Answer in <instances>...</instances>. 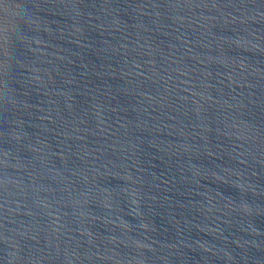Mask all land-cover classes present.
Instances as JSON below:
<instances>
[{"label":"water","instance_id":"obj_1","mask_svg":"<svg viewBox=\"0 0 264 264\" xmlns=\"http://www.w3.org/2000/svg\"><path fill=\"white\" fill-rule=\"evenodd\" d=\"M0 264H264V0H0Z\"/></svg>","mask_w":264,"mask_h":264}]
</instances>
